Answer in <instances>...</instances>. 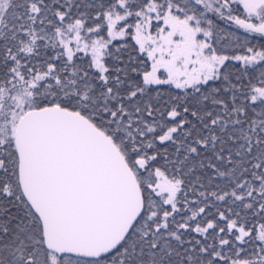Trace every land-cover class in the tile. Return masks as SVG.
I'll list each match as a JSON object with an SVG mask.
<instances>
[{
  "label": "snow or ice",
  "instance_id": "6c2138e0",
  "mask_svg": "<svg viewBox=\"0 0 264 264\" xmlns=\"http://www.w3.org/2000/svg\"><path fill=\"white\" fill-rule=\"evenodd\" d=\"M0 264H264V0H0Z\"/></svg>",
  "mask_w": 264,
  "mask_h": 264
},
{
  "label": "trees",
  "instance_id": "16d2710c",
  "mask_svg": "<svg viewBox=\"0 0 264 264\" xmlns=\"http://www.w3.org/2000/svg\"><path fill=\"white\" fill-rule=\"evenodd\" d=\"M242 31V30H241Z\"/></svg>",
  "mask_w": 264,
  "mask_h": 264
}]
</instances>
